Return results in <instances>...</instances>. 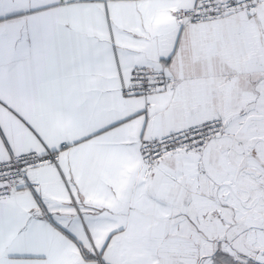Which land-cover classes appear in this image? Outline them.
I'll return each mask as SVG.
<instances>
[{
    "label": "snow or ice",
    "instance_id": "snow-or-ice-1",
    "mask_svg": "<svg viewBox=\"0 0 264 264\" xmlns=\"http://www.w3.org/2000/svg\"><path fill=\"white\" fill-rule=\"evenodd\" d=\"M0 264H264V0H0Z\"/></svg>",
    "mask_w": 264,
    "mask_h": 264
}]
</instances>
